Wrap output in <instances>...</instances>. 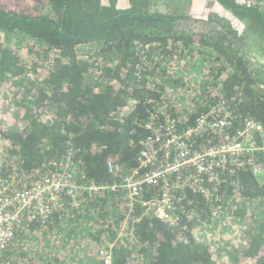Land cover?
<instances>
[{
  "label": "trees",
  "instance_id": "trees-1",
  "mask_svg": "<svg viewBox=\"0 0 264 264\" xmlns=\"http://www.w3.org/2000/svg\"><path fill=\"white\" fill-rule=\"evenodd\" d=\"M180 1L129 0L120 8L116 0H0V107H7L0 112L7 145L0 179L26 190L69 161L81 184L119 183L136 166L140 140L150 133L145 123L158 110L186 128L222 103L233 134L249 119L264 126V64L245 54L252 36L264 43V0H203L216 18L188 15ZM191 19L190 30L182 22ZM23 37L35 42L30 52L44 54L42 74L16 53L13 38ZM191 54H202L205 67L190 81L173 61ZM196 138V145L218 141L211 132ZM255 140L264 143V134ZM249 157L224 170L208 195L177 191V224L139 203L128 207L121 189L85 190L78 205L67 200L46 221L23 222L0 264H67L81 251L96 259L105 247L112 264H264V182ZM158 192L148 189L144 198ZM218 215L242 224L243 242L229 258L196 238Z\"/></svg>",
  "mask_w": 264,
  "mask_h": 264
},
{
  "label": "built area",
  "instance_id": "built-area-1",
  "mask_svg": "<svg viewBox=\"0 0 264 264\" xmlns=\"http://www.w3.org/2000/svg\"><path fill=\"white\" fill-rule=\"evenodd\" d=\"M159 116L164 118L159 121ZM231 126L230 113L222 103L214 105L186 128H180L169 112L158 110L145 123L150 133L140 140L136 166L119 183L81 184L69 161L52 173H41L26 190L12 189L10 182L0 179V252L14 241L23 222H44L53 213L63 210L67 200L78 205L85 190L93 193L121 189L126 194L128 207L139 203L146 213L177 224V191L212 193L217 190L222 172L241 164L242 156H250L248 162L255 175L264 170V143L255 140L256 133L264 134L263 124L249 119L238 135L231 132ZM207 132L216 134L218 141L196 145V137ZM256 151L261 152V158L251 156ZM109 166L111 170H120L118 164ZM151 188L159 190L157 196L144 198V192ZM99 256L104 264L113 263L111 247L100 250Z\"/></svg>",
  "mask_w": 264,
  "mask_h": 264
},
{
  "label": "rangeland",
  "instance_id": "rangeland-1",
  "mask_svg": "<svg viewBox=\"0 0 264 264\" xmlns=\"http://www.w3.org/2000/svg\"><path fill=\"white\" fill-rule=\"evenodd\" d=\"M125 2L126 0H119L117 4H119L118 5L119 7H124ZM165 2L166 1H163L161 4V8L163 9H167ZM180 2L183 5L184 12L187 13L188 15L202 16L205 13H208L212 15L214 18H216L217 10L215 8L208 6L203 0H181ZM257 2L258 1L256 0H252V4L256 5ZM41 7H42V3H38L34 5V8H38L37 11H41V10L44 11V6L43 8ZM169 9L170 7H168L167 10ZM173 12L175 13V11ZM182 24L190 28V30L196 27V23L194 22L193 19L185 20L182 22ZM209 25L214 26V23H210ZM217 28L220 29V27ZM13 40H14V47L16 53L21 56V59L24 62L28 63V66H30L34 62H37V66L39 67L38 72L42 74L44 70L42 69L39 71V69L42 66H47L48 62L45 60V56L43 53L41 55H38L37 53L29 51V48L33 46V44H35L34 40L26 37L13 38ZM85 52H87V50H84L82 55H85L86 54ZM245 54L246 56H248V58L251 61H255L257 62V64H264V43L262 44L258 38H253L252 36V38H250V45L245 50ZM173 64L182 65L177 67L175 71L179 73L181 76L185 77L186 80H190V81L194 80V76L195 77L198 76V74H200V72L205 67L202 54H195V55L191 54L190 56L187 57L186 60L183 59L179 61L178 60L173 61ZM200 81L201 80H198V82ZM2 109L4 110L2 111V113L7 112L5 111L7 107L6 108L2 107ZM2 109L0 107V112ZM8 120H13V119L12 117H10ZM6 147L7 145H4L3 142L0 141V148H6ZM2 150L5 153L4 149H0V151ZM3 152H0V154ZM258 177L261 178L260 181L264 182V170L258 172ZM223 219L224 217L222 215L214 216L212 223L210 224L207 223L204 224L203 226H200L201 229H199V231H196L195 234H196V238L201 244L212 245L215 252L217 251V253H225V257L229 258L230 253H233L235 248H240L243 242L242 240L243 237L240 232L242 224L232 223L233 220H229L226 222ZM229 223L230 225H227ZM244 227L242 226V229ZM74 255H78L77 257L79 258L77 259L76 257L72 264H93L92 260H96V264H98L100 260L99 256L96 257V259H92V257L90 256H85V253L81 251L79 253L70 255L67 264L70 263V259ZM63 259H67V258H63Z\"/></svg>",
  "mask_w": 264,
  "mask_h": 264
},
{
  "label": "crops",
  "instance_id": "crops-1",
  "mask_svg": "<svg viewBox=\"0 0 264 264\" xmlns=\"http://www.w3.org/2000/svg\"><path fill=\"white\" fill-rule=\"evenodd\" d=\"M118 1L119 0H116V3H118ZM102 3L104 4V5H107V4H110L111 3V0H102ZM119 4H117V7H119L118 6ZM121 5V4H120ZM125 5H129V0H126V2L124 3V7H120V8H125V7H127V6H125ZM256 176L258 177V173L256 174ZM259 178V177H258ZM259 179H261V178H259Z\"/></svg>",
  "mask_w": 264,
  "mask_h": 264
}]
</instances>
